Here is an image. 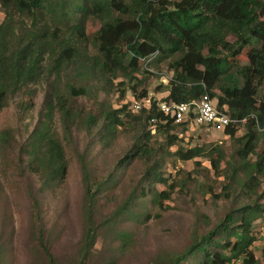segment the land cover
Wrapping results in <instances>:
<instances>
[{"label":"trees","instance_id":"16d2710c","mask_svg":"<svg viewBox=\"0 0 264 264\" xmlns=\"http://www.w3.org/2000/svg\"><path fill=\"white\" fill-rule=\"evenodd\" d=\"M0 9V114L17 92L45 87L38 121L14 151L19 166L23 165L20 176H29L31 183L37 179L38 193L66 178L68 152L53 127L56 114L65 135L73 129H95L96 141L103 147L120 133H131V145L115 169L124 171L135 163L144 166L140 186H133L119 206L104 214L101 200L113 187L111 179L94 174L86 156L78 154L81 235L65 261L53 253L40 198L29 188V233L40 264H114L111 255L98 259L99 237L111 236L109 253L116 248L126 251L133 243L132 233L118 225L132 215L136 201L147 197L152 208L167 211L165 201L187 187L186 180L203 196L228 202L227 209L214 221L197 211L188 245L181 251L157 254L153 264H260L253 245L264 222V190L260 189L264 145L257 151L264 142V98L257 97L264 82V0H0ZM90 20L99 26L94 38L87 30ZM247 46L242 64L238 56ZM161 62L171 72L162 101L193 102L207 93L232 120L223 130L234 147L226 167L220 166L225 152L218 143L182 146L174 131H187L190 120L175 122L147 96L146 74L150 65ZM114 88L122 95L130 91L132 102L147 101L138 111L132 110V102L117 108L101 102L97 114L73 107L75 97L110 93ZM20 107L26 113L31 105L22 101ZM239 127L243 133L237 135ZM13 140L11 127L0 128L1 153L15 148ZM200 157L207 160L208 168L195 160ZM189 160L200 167L203 179H189L190 172L179 170L181 175L168 182L165 165ZM212 175L225 181L220 193L209 182ZM158 183L164 189L155 188ZM142 217L146 222L152 216L147 212ZM8 253L0 246V264L11 263Z\"/></svg>","mask_w":264,"mask_h":264},{"label":"rangeland","instance_id":"374dc122","mask_svg":"<svg viewBox=\"0 0 264 264\" xmlns=\"http://www.w3.org/2000/svg\"><path fill=\"white\" fill-rule=\"evenodd\" d=\"M3 13L0 9V22ZM98 23L90 20L87 24L89 37L94 38L98 29ZM249 46L245 47L238 56L242 64L246 63V52ZM144 65V61L140 60ZM147 80V96L160 101L164 97V85L171 72L167 70L165 62L158 65H150ZM44 86H37L36 92L23 89L10 100L9 106L0 114V128L11 127L15 133V140L12 141L13 150H8L5 154L0 151V246L9 251L7 258L11 260L8 264H40V255L33 252L32 239L29 233L31 197L30 190L36 192L41 201L43 222L47 224V238L51 243L53 253L65 261L69 258L76 247L81 235V196L82 184L78 154L86 156L90 169L97 176L108 177L113 184L112 189L103 194L101 200L102 213L107 214L113 211L122 200L128 195L130 189L135 186L143 173L144 166L140 163L131 165L127 170L115 169L119 159L123 158L131 145L132 134L123 132L113 140L108 147H103L96 141L95 129L91 132L73 129L69 135L63 133L61 123L56 114L53 127L66 142L68 152V173L64 181L47 192L38 193L39 183L36 179L31 183L29 176L21 177L16 152L25 142L31 130L39 118V111L42 109L44 98ZM257 97L264 98V82L259 87ZM134 95L126 91L124 95L120 89L114 88L110 93L99 91L92 97L73 98V107L84 112L93 111L97 114L101 102L119 107L121 104H131ZM135 99V98H134ZM138 100V99H137ZM29 101L31 107L26 113L21 112L20 102ZM180 144L185 148L218 143L225 152V160L221 162V168L227 166V162L232 161L234 147L228 136L223 132L215 131L203 126H192L187 131L177 128ZM243 133V128L239 127L237 135ZM264 142L260 141L257 151H261ZM173 149L176 146L172 147ZM201 162L202 167H209V163L204 158H196ZM194 160L178 161L172 165L169 161L163 168L166 177H179L183 170L190 172L189 179L196 177L202 180L200 167L195 168ZM195 168V170H194ZM213 174V171H211ZM213 190L215 193L222 191V178H215L212 175ZM186 180L187 187L181 191H175L165 204L170 207L167 211H160L159 208H152L146 198H140L131 208V216H126L119 223L118 228L132 233V245L126 251L121 252L116 248L109 253L107 248L111 240L109 234L100 236L96 248L97 257L101 259L111 255L115 258L114 264H153V259L157 254L166 251H181L190 242L189 231L195 221L197 211L207 214L213 221L219 218L227 209L228 202L223 199L211 200L209 194L204 196L198 189H193ZM139 184V183H138ZM140 186V184H139ZM155 188L164 189L163 184H156ZM264 190V178L261 188ZM147 212L151 213V218L144 222L143 217ZM161 214L154 217L156 213ZM135 215V218H131ZM131 243V242H130ZM116 244V243H115ZM264 236L260 235L253 252L260 264H264Z\"/></svg>","mask_w":264,"mask_h":264},{"label":"built area","instance_id":"2783aa9c","mask_svg":"<svg viewBox=\"0 0 264 264\" xmlns=\"http://www.w3.org/2000/svg\"><path fill=\"white\" fill-rule=\"evenodd\" d=\"M146 100H134L132 102V110L138 111ZM158 108L164 113L171 116L175 122L190 120L191 126H204L206 128L223 132L232 120L223 111L216 106L214 99L206 93L197 101L193 102H164L157 101ZM260 235L264 236V222L259 227Z\"/></svg>","mask_w":264,"mask_h":264}]
</instances>
